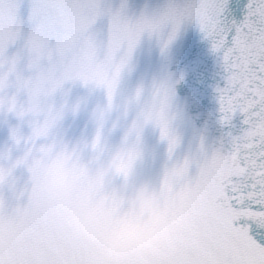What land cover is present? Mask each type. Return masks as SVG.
Returning a JSON list of instances; mask_svg holds the SVG:
<instances>
[{
    "label": "clouds",
    "instance_id": "obj_1",
    "mask_svg": "<svg viewBox=\"0 0 264 264\" xmlns=\"http://www.w3.org/2000/svg\"><path fill=\"white\" fill-rule=\"evenodd\" d=\"M168 2L135 15L121 8L128 40L118 59L60 20L51 37L24 46L23 57L0 60V126L7 129L0 233L38 211L81 249L86 264H151L169 246L183 187L172 174L189 160L173 158L180 145L177 81L164 72L123 89L141 39L155 37L164 52L175 37L179 24ZM81 38L73 54L71 44ZM77 87L83 91L73 95ZM78 118L88 131L70 136ZM146 129L164 145L158 182L143 171Z\"/></svg>",
    "mask_w": 264,
    "mask_h": 264
},
{
    "label": "snow or ice",
    "instance_id": "obj_2",
    "mask_svg": "<svg viewBox=\"0 0 264 264\" xmlns=\"http://www.w3.org/2000/svg\"><path fill=\"white\" fill-rule=\"evenodd\" d=\"M0 0V60L29 31L24 46L51 37L63 20L87 27L82 0ZM170 14L195 22L219 56L220 122L238 119L241 131L197 165L185 160L172 178L178 194L169 246L151 264H264V0H169ZM98 8V0L91 5ZM0 264H86L81 249L61 237L38 212L0 233Z\"/></svg>",
    "mask_w": 264,
    "mask_h": 264
}]
</instances>
